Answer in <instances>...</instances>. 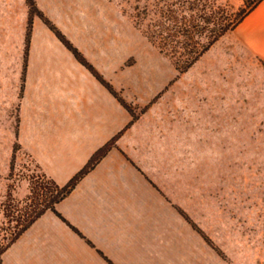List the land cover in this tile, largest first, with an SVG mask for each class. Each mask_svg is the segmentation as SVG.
Listing matches in <instances>:
<instances>
[{
  "label": "crops",
  "instance_id": "0c3cea01",
  "mask_svg": "<svg viewBox=\"0 0 264 264\" xmlns=\"http://www.w3.org/2000/svg\"><path fill=\"white\" fill-rule=\"evenodd\" d=\"M35 2L136 113L147 108L129 125L131 114L38 17L25 54L26 2L0 0L2 115L15 111L14 140L42 175L65 186L121 132L56 212L46 210L4 250L1 264H230L182 215L213 242L183 203L184 164L215 146L200 109L213 79L178 76L111 0ZM229 33L264 68V0Z\"/></svg>",
  "mask_w": 264,
  "mask_h": 264
},
{
  "label": "rangeland",
  "instance_id": "374dc122",
  "mask_svg": "<svg viewBox=\"0 0 264 264\" xmlns=\"http://www.w3.org/2000/svg\"><path fill=\"white\" fill-rule=\"evenodd\" d=\"M111 1L134 26V7L152 0ZM254 1L218 0L233 11ZM237 45L226 34L183 74L213 79L200 109L207 108V128L215 133L214 148L198 164H184L183 203L193 206L191 214L230 264H264V68ZM15 129V111L2 115L0 91V249L53 194L34 162L20 149L13 154Z\"/></svg>",
  "mask_w": 264,
  "mask_h": 264
},
{
  "label": "trees",
  "instance_id": "16d2710c",
  "mask_svg": "<svg viewBox=\"0 0 264 264\" xmlns=\"http://www.w3.org/2000/svg\"><path fill=\"white\" fill-rule=\"evenodd\" d=\"M261 1L262 0H255L245 7L240 8L238 11H233L228 6L220 4L218 0H152L143 7L139 5L134 7V26L141 31L152 46L170 60L179 76L192 68L223 36L232 32L243 18ZM25 2L28 7L25 54H27L33 18L38 17L72 53L74 58L131 114L132 120L129 123V125H131L137 119L138 113L144 112L147 107L140 109L138 113H136L137 107L127 103L122 98L121 94L115 91L112 86L104 80L100 73L86 61L82 54L38 9L35 0H25ZM120 134L121 132L112 138L104 147L97 150L88 163L65 186L59 187L53 181H49L53 190L52 197L42 209L34 213V215L21 226L8 244L0 249V257L4 250L36 218L46 210L56 212L54 208L55 204L69 194L78 181L84 177L112 147H114ZM15 137H17V125ZM17 149L20 148L16 142L13 154ZM182 215L202 236L205 242L213 247L220 256L224 257L218 248L214 247L212 241L190 220V218L185 213H182Z\"/></svg>",
  "mask_w": 264,
  "mask_h": 264
}]
</instances>
